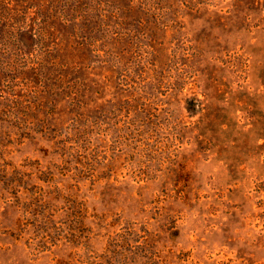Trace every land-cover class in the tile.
Returning <instances> with one entry per match:
<instances>
[{
  "label": "rangeland",
  "instance_id": "rangeland-1",
  "mask_svg": "<svg viewBox=\"0 0 264 264\" xmlns=\"http://www.w3.org/2000/svg\"><path fill=\"white\" fill-rule=\"evenodd\" d=\"M37 1L0 0V264H264V0L105 26L126 36L108 57L150 28L166 43L139 99L138 69L79 65L97 29L68 25L73 102L20 50Z\"/></svg>",
  "mask_w": 264,
  "mask_h": 264
},
{
  "label": "trees",
  "instance_id": "trees-1",
  "mask_svg": "<svg viewBox=\"0 0 264 264\" xmlns=\"http://www.w3.org/2000/svg\"><path fill=\"white\" fill-rule=\"evenodd\" d=\"M41 2L37 1L36 5L33 6L34 10L29 14L31 15L33 25L31 26L30 23L28 28L22 30L19 35V44L20 50H25L27 53L31 51L36 52L37 58L40 60L37 62L38 65L41 62L45 63L41 68L45 73H49L48 75H50L49 79L51 80L47 83L51 87H54L55 94L51 95L53 102H63L67 101V99H69V102H73L76 99L73 97L71 90L68 91V80L66 79L70 63L73 61L67 52L65 39H57H59L58 37L61 38L63 33L65 34V29L68 25L75 27L80 24L82 26L94 25L97 30L95 34H91L90 36V39L93 41L92 43L74 42L75 51H83L86 55L85 58L79 57V65L88 66L90 62L95 61V63H98V68L102 69L107 64L114 66L115 60L118 62L122 61L123 67L126 66L127 68V72L129 71V73L133 74L135 70L138 69L139 71L136 77L132 76L134 84L129 86V94L127 96L130 95L136 99L143 97L145 82L144 79H141L143 78L141 75H145L151 71L147 65L150 56L166 55L165 51L168 50L165 47L166 43L158 41L155 36H150L153 31L150 28L146 31L149 37L132 38L127 44L126 52L123 51L117 57L115 53L111 57H108L103 47L108 45L109 42H114L113 47L117 50L120 43L124 44L126 36L119 38L111 37L108 41L106 31L103 29L110 24L120 25L127 20H141L149 26L154 24V27H156V24L165 25L167 19L177 12L179 7L177 0H44ZM31 7L28 4L25 8L29 9ZM82 26L78 27V30L83 35V33H87L88 31H83L81 29ZM33 28L34 31L32 32ZM73 37L78 38L79 35L74 33ZM129 73L125 76L130 78L131 75ZM100 76L105 81L109 79L107 76ZM194 102L193 99L190 100V104L193 107L195 105L193 104ZM190 109L192 110V107ZM61 121H63V117L58 118V122ZM75 130L78 131L75 135L83 133V124L81 128H76ZM84 137H88V135L84 134ZM42 138L45 139L46 137L42 136ZM86 141L88 142V139ZM62 148L68 150L69 153L70 150H77L78 146L74 142H71V144L63 143ZM85 155L86 159L89 158L87 152H85Z\"/></svg>",
  "mask_w": 264,
  "mask_h": 264
}]
</instances>
